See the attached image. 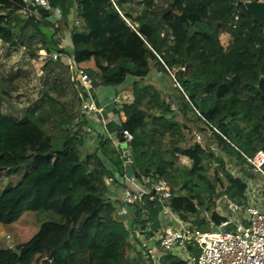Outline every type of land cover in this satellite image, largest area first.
<instances>
[{"label": "trees", "instance_id": "trees-1", "mask_svg": "<svg viewBox=\"0 0 264 264\" xmlns=\"http://www.w3.org/2000/svg\"><path fill=\"white\" fill-rule=\"evenodd\" d=\"M47 1L57 27L29 19L26 0H0V224L24 213L41 219L29 242L0 249V264H143L139 254L129 257L132 246L106 199L104 183L118 181L125 161L107 136L118 128L91 127L66 66L40 61L41 48L71 52L94 87L132 81V101L120 108V129L132 136L130 171L165 181L168 206L181 219L210 208L208 198L242 204L245 184L193 136H211L234 168L242 158L206 123L248 157L264 153V27L245 6L264 0ZM73 9L80 31L68 29ZM221 36L230 38L226 48ZM85 140L93 145L82 153ZM145 208L157 224L158 203L146 200ZM163 264L178 261L167 256Z\"/></svg>", "mask_w": 264, "mask_h": 264}, {"label": "built area", "instance_id": "built-area-1", "mask_svg": "<svg viewBox=\"0 0 264 264\" xmlns=\"http://www.w3.org/2000/svg\"><path fill=\"white\" fill-rule=\"evenodd\" d=\"M29 2L35 9L29 10L26 14L29 19L33 15L37 16V11L43 10L47 14L48 21L55 27L58 26L59 14L47 0H29ZM110 9L117 12L115 7L112 9L110 6ZM68 20L70 31L72 29L80 31L81 22L77 19L74 9L71 10ZM37 55L40 61L49 57L52 61L66 66L68 75L83 96V113L86 116L90 113V119L95 118L96 114L93 117L95 110L92 104L86 101V95L95 91L96 87L89 77L76 69L72 53L47 54L46 51L41 53L39 49ZM174 75L175 73L171 74V77L174 78ZM121 88V95L112 100L119 106L116 108V117L112 122L118 131L107 136L116 148H120L123 152L121 148L123 145L129 152L132 136L120 129L121 120L124 119L120 108L124 104L123 94L128 90V86L125 83ZM206 124L209 130L235 150L243 160L244 164L241 168H234L224 149L211 136L194 134L193 141L196 145L205 147L225 164L226 169L235 179L245 184L242 204L224 198L215 200L208 198L206 203H210V208L202 209L196 216L181 219L168 206L167 183L163 180L137 179L130 171V160L126 158L120 167L121 175L118 181L104 183L109 190L106 199L114 209L113 217L122 225L132 246V253L139 254L143 264H163L167 256L176 259L178 264H264V153L258 152L253 157H248L220 132ZM100 125L101 133L106 132V124L102 121ZM90 129L82 127L79 130L89 134ZM118 133H121L122 142ZM181 162L189 164L191 161L181 158ZM146 200L151 203L157 202L159 205L157 224L152 221L151 213L145 208ZM201 222L206 231L197 229Z\"/></svg>", "mask_w": 264, "mask_h": 264}, {"label": "crops", "instance_id": "crops-1", "mask_svg": "<svg viewBox=\"0 0 264 264\" xmlns=\"http://www.w3.org/2000/svg\"><path fill=\"white\" fill-rule=\"evenodd\" d=\"M81 30V29H80ZM222 38H227V44L230 42L229 36H221ZM64 45L65 47L69 48L70 44L67 41V38L65 37L64 39ZM224 46V47H226ZM222 47V48H224ZM44 49V48H41ZM40 49V50H41ZM44 51H46L44 49ZM151 83L155 85L157 89L160 90L161 88V80L156 77L155 75H152L150 77ZM128 86V90H125L126 93H124L125 99H123L124 104L130 103L132 101V90H131V84L132 81L126 82ZM95 91L89 92L86 95V101L90 104H92V107L95 110V113H93V117L95 118L90 119V113L88 114L87 117L90 119V124L92 127H95V130H97L99 133H101V125L100 122H104V124H108L110 122H113L116 117V108H119L118 105L114 104L112 102L113 98L121 95L122 88H117V89H110V88H102V87H96ZM127 96V97H126ZM121 97V96H120ZM93 143L92 140H85L84 145L80 147L81 152H86L89 150L90 147H92Z\"/></svg>", "mask_w": 264, "mask_h": 264}, {"label": "rangeland", "instance_id": "rangeland-1", "mask_svg": "<svg viewBox=\"0 0 264 264\" xmlns=\"http://www.w3.org/2000/svg\"><path fill=\"white\" fill-rule=\"evenodd\" d=\"M263 3V2H259ZM248 3H245V6ZM227 38L220 37L221 47L226 46ZM226 48V47H224ZM188 164L187 162H183ZM8 182V181H6ZM6 182L4 184H6ZM15 184V180L12 179ZM44 218V216H42ZM40 218L36 214L24 213L16 222L8 224H0V249L10 250L16 245L29 242L38 230ZM134 253H130L129 257L134 258Z\"/></svg>", "mask_w": 264, "mask_h": 264}, {"label": "water", "instance_id": "water-1", "mask_svg": "<svg viewBox=\"0 0 264 264\" xmlns=\"http://www.w3.org/2000/svg\"><path fill=\"white\" fill-rule=\"evenodd\" d=\"M26 4L28 5L29 10H35L34 7L30 5L29 0H26ZM247 12L252 16L253 20L261 27H264V3H248L246 5ZM37 16H42L47 18V14L43 10L37 11ZM258 90L264 95V82H261L258 86ZM118 137H121V133H118ZM122 142V139H119ZM123 149L124 157L130 160V154L127 151L126 147L121 145ZM46 260L43 259L40 261V264H46Z\"/></svg>", "mask_w": 264, "mask_h": 264}, {"label": "bare ground", "instance_id": "bare-ground-1", "mask_svg": "<svg viewBox=\"0 0 264 264\" xmlns=\"http://www.w3.org/2000/svg\"><path fill=\"white\" fill-rule=\"evenodd\" d=\"M110 6H111L112 9L114 8L112 5H110ZM40 52L44 53V49H41Z\"/></svg>", "mask_w": 264, "mask_h": 264}]
</instances>
